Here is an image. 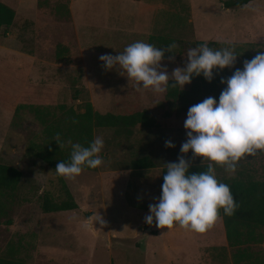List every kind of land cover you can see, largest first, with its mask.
I'll list each match as a JSON object with an SVG mask.
<instances>
[{
    "label": "rangeland",
    "instance_id": "1",
    "mask_svg": "<svg viewBox=\"0 0 264 264\" xmlns=\"http://www.w3.org/2000/svg\"><path fill=\"white\" fill-rule=\"evenodd\" d=\"M0 1L15 11L13 23L5 36L0 29V160L16 165L23 172L22 180L10 201L9 213L7 217L0 219V251L10 243L23 246L22 249L26 248L27 252L33 249L32 256L26 259L34 264H45V258L42 260V257H46L43 253L47 251H43L45 248L41 249L39 244L58 247V250L69 246L77 252L79 244L75 232L77 234L80 229L76 227L75 232L67 231L66 234L56 233L55 229L62 225L60 221H56V217H70L73 212L75 219H82L84 223L83 235L79 236L87 246L93 247V251L88 252L90 258L92 256L90 264H155L150 259L148 262L144 260L141 238L153 229L152 226L140 222L144 214L133 205L126 206L118 198L117 185H112L118 180L123 187L128 186V202H131L132 198L143 204L144 198L136 196L132 186L138 184V181H128L127 174L105 178L86 169L74 179L58 175L55 168L46 165L27 151L30 142L42 141L45 125L41 124L35 112L28 106L17 111L16 107L20 103L39 106L43 111H48L46 117L50 121H54L60 114L57 105L61 103L80 112L84 111L85 101H90L93 109L100 112L127 113L148 109L158 121V125L153 128L135 126L132 133L114 127L95 129L96 137H102L104 141V147L99 153L103 160L101 169L111 168L115 161L118 166L129 167L133 157L144 153L152 155L159 167L168 162L178 163V156L182 155L181 145L187 140L184 122L188 111L179 116L173 114L166 117L164 112L169 105L165 92L157 93L152 89L137 91L135 81L129 80L118 65L112 70H106L99 57L103 54L118 55L128 45L137 41L147 43L148 34L152 31L154 34L183 37L187 41L200 39L235 43L256 42L264 51V22L260 21L264 20V0L249 1L244 6L228 9L223 5L224 0H147L156 3V10L168 9L169 15L161 16L164 20L168 18L167 26L165 24L164 27L156 26L152 29V23L146 31L140 28L116 30L112 22L104 24L105 13L101 23L95 15L92 24L76 29L71 17L68 20H58L55 17L51 10L55 0ZM113 2H110L111 9L115 7ZM183 3L188 12L183 8ZM141 10L139 5L132 7V13L129 14L133 24L137 19L135 13L139 18L142 17L138 12ZM88 13L86 16L90 15ZM185 13H188V26L172 17L173 14L184 17ZM257 17L258 23L254 22ZM169 20L173 24L169 25ZM98 23L104 27H96ZM255 23L260 27H256ZM183 48L184 51L180 55L174 56V61L170 62L169 57L161 61L169 76L173 69L182 68L186 64V52L189 48L185 44ZM250 51L253 52V49L250 48ZM256 55L253 53L250 59ZM243 62L244 60L237 56L234 66H239L242 70ZM189 85L190 83L180 87L188 88ZM168 140L175 147H165ZM185 159L191 163L203 162L202 157L193 159L191 151L185 155ZM214 167L217 179L236 177L242 170L255 179H262L264 151L243 157L238 162L234 174L226 172L225 166L218 164ZM157 174V169H153L151 173L144 175H131L142 177L144 183L154 178L157 185L160 181ZM61 178L72 195L77 196L78 207L66 212H44L41 208L43 191L56 201L65 198ZM85 186H90L87 193L84 198L82 195L79 197L77 189ZM104 201L109 205L105 215H108L113 230L119 234L117 236L111 234L104 221V214H101L106 209ZM100 217L104 221L103 224L98 221ZM5 218L11 219L12 223L6 224ZM218 221L224 229L222 219ZM162 229L170 231L167 228ZM210 230L211 227L200 233L198 238L203 240L210 237ZM136 231L138 236L134 234ZM200 242L198 249L186 250L184 255L195 259V264H229L215 258V255L220 258L228 254L222 248L215 249L205 241ZM107 247L110 248L109 252ZM250 250L254 255L250 264H255V256L264 257V241L251 244ZM233 251L234 248H231L230 252ZM80 255L81 253H78L75 256ZM77 262L76 264H86L85 261Z\"/></svg>",
    "mask_w": 264,
    "mask_h": 264
},
{
    "label": "clouds",
    "instance_id": "2",
    "mask_svg": "<svg viewBox=\"0 0 264 264\" xmlns=\"http://www.w3.org/2000/svg\"><path fill=\"white\" fill-rule=\"evenodd\" d=\"M176 47V43L157 48L137 41L122 53L103 54L99 60L106 70L118 65L129 80L135 81L137 91L152 89L163 93L170 79L172 87H183L201 74L211 82L214 69L232 68L237 59L230 48L214 50L203 44L189 48L185 66L173 69L169 76L161 61L166 52L173 53ZM174 59V56L169 57L170 62ZM220 82L226 84V88L219 96V103L215 98L207 97L189 108L184 122L187 140L181 145L182 155L178 156V163L165 164L167 171L163 175L162 194L157 203L149 205V214L144 218L147 224L151 225L155 219L156 226L161 229L179 226L203 233L221 218V209L224 215L231 216L238 208L229 186L216 179L214 164L225 166L226 172L234 174L243 157L264 151V51H258L250 61L245 60L242 70L236 68L230 77H222ZM55 141L60 148L64 146L59 133ZM67 143L72 149L70 162L56 164L58 175L74 179L84 166L97 168L103 164L99 156L104 147L102 137H96L88 147L71 140ZM165 147L175 145L168 140ZM189 151L193 153V159L202 157V164L208 161L206 171L189 173L192 164L185 159ZM98 221L104 223L101 217Z\"/></svg>",
    "mask_w": 264,
    "mask_h": 264
},
{
    "label": "trees",
    "instance_id": "3",
    "mask_svg": "<svg viewBox=\"0 0 264 264\" xmlns=\"http://www.w3.org/2000/svg\"><path fill=\"white\" fill-rule=\"evenodd\" d=\"M249 1L251 0H224L223 5L225 8L239 7ZM182 6L188 12L187 6L185 4ZM51 10L58 20L62 18L68 20L70 18L67 2L55 0ZM14 16V9L0 1V29H2L3 36L6 35L7 29L12 25ZM172 17L177 19L179 23L182 22L186 26L189 25L188 13H185L184 17L175 14ZM169 23V25L173 24L170 20ZM172 43H176L178 47L173 49V53L166 52L164 58L180 55L184 51V48H186H183V44L187 48H195L203 44H207L209 48L214 50L230 48L244 61L251 60L250 58H252L253 53L257 54L258 51H262L256 42L235 43L199 39L187 41L183 37L162 34H152L148 38V44H152L157 48H166ZM250 48L253 49V52L250 51ZM238 67L234 66L232 68H224L223 70L214 69V78L211 82H208L202 74L198 77L194 76L188 88H181L180 85L172 87L171 83L173 81L170 79L165 91V98L169 106L164 115L166 117H171L173 114L179 116L187 112L192 105L202 102L207 97H213L219 103V96L222 90L226 88V84H221V78L230 77ZM25 106L32 109L41 124L45 125L42 141L30 142L27 146V151L52 168H56V164L60 161L65 163L70 162L72 149L71 145H67L68 140H71L72 143H79L84 147L90 146L93 142L94 128L114 127L128 130L135 126L151 128L158 125L157 118L148 109L134 110L127 113L100 112L93 109L90 101H85L83 104L84 111L80 112L71 106L61 103L57 105L60 114L55 117L54 121H50L46 117L49 114L48 111H43L41 107L33 104L26 105L20 103L17 105L16 111ZM58 133L61 141L64 143L62 148L55 141ZM191 164L189 173H195L206 171L208 162ZM130 166L133 169H139L151 168L155 164L146 155L133 159ZM83 169L95 170L96 168L84 166ZM166 171V167H162L160 173V196L162 194L163 175L166 174ZM22 177L23 172L19 167L0 160V219L7 217L10 201ZM217 180L229 186L234 201L238 203V208L231 216L224 215L223 209L220 210L228 245L232 249L234 248L231 254L233 264H250L254 257L250 250L251 244L262 243L264 241V178L255 179L242 170L236 177H224ZM61 181L65 198L56 201L50 198L46 191H43L41 208L44 212L69 210L77 207L63 178H61ZM5 222L6 224H11V219L5 218ZM18 245L10 243L0 251V264H31L15 252ZM254 263L264 264V257L255 256Z\"/></svg>",
    "mask_w": 264,
    "mask_h": 264
},
{
    "label": "crops",
    "instance_id": "4",
    "mask_svg": "<svg viewBox=\"0 0 264 264\" xmlns=\"http://www.w3.org/2000/svg\"><path fill=\"white\" fill-rule=\"evenodd\" d=\"M113 1H114L113 6L115 5V7L111 9L110 8L111 0H70V2H68L69 14H70V17L73 21L75 28L78 29L79 27H86V26L92 24L93 23L92 21L95 19V15H97V17H99V20L101 23L103 20V14L104 13H105V23L104 24H106V23L109 24L112 22V24L116 30H132V29L140 28V29L146 31L149 27V24H152V23H153L152 29H155L156 26L164 27L165 24H166V26L168 25V23H167L168 18L166 20H164V18L161 17L163 15L168 17V15H169V11H167L168 9L165 10V8H162V9L156 10L154 7V5L156 3H153V2L147 1V0H143V1L142 0H113ZM251 1H254V0H251ZM134 5H139L142 7V10L138 11L142 17L139 18V16L135 13L137 19H136V22L133 24L129 13H132V7ZM182 5H184V3ZM87 12H89L88 13V14H90L89 16H86ZM153 18H154V20H153ZM258 18L259 17L255 18L254 22L258 23ZM260 21L264 22V20H260ZM97 25H96V27H98V28L100 27V29H101V27H104L103 24L98 23ZM255 26L258 27L259 25H257L255 23ZM152 34H154L153 31L148 34V38ZM231 40H233V39H231ZM100 128H111V127H100ZM133 128L134 127L130 128L126 131L128 133H132V132H134ZM151 128H153V127H151ZM95 129H97V128H94V130H93V141L96 138V130ZM120 144L123 145L124 143H120ZM116 145H119V143H116ZM146 155L152 159V155L147 154V153H144L141 156H146ZM141 156H138V157H141ZM138 157H136V158H138ZM136 158L133 157L132 160L136 159ZM152 160H153L155 166L151 167V168L133 169L130 166L131 161L129 163V167L118 166L116 164L117 161H115V164H113L111 166V168L101 169V166H99L95 170H91L92 172L97 173L99 176H102L105 178L109 177L111 175H114V176L120 175V177H121V175L127 174L126 176H127L128 181L133 182V181H135V179H136V181H138L137 182L138 184H133L132 186L134 188V194H136V196H138L140 198H144L143 204H140L138 202V200L134 199L135 200L134 201L132 198H131V202H128L129 201V197L127 194L128 186L123 187L121 185V183H119L118 180H116L114 182V184L112 183V185H115V186L117 185V187H118L117 195L119 196L118 198H120L121 201L124 202V204L126 206L129 207L130 205H133V207H136L137 209H139V211H141L144 214V217L140 220V222H142V223L145 222V219H144L145 216L149 214V205L155 204L158 202V199L160 197V186H159L160 181L156 185V183H154L155 179L151 178V179H148L144 183L143 180L141 179L142 177H135L131 174L144 175L146 173H151L153 171V169H157V171H158L157 178H159V180H160L161 169L164 166L159 167L158 164L154 161V159H152ZM114 165H116L115 168H114ZM107 167H109V166H107ZM86 170H88V169H86ZM143 172H146V173H143ZM107 184L108 183H106V185ZM89 187L90 186L81 187V189L78 188L77 189L78 196L80 197V195H82V197L84 198V195L87 193V189ZM156 191H157V193H156ZM71 194H72V192H71ZM72 197H74L73 200L76 202L77 207H78L79 202L77 201V199H78L77 196H75V194H73ZM103 204H105V206H106L105 211L103 213H101L102 215L104 214V221L109 226L111 234H113V236H117L119 234H117L113 230V226L110 223L108 215H105L107 213V208L109 207V205H107L105 201L103 202ZM72 210L73 209L60 210V211L66 212V211H72ZM55 219H56V221L57 220L60 221L62 224V225H58L56 223L59 226L58 228H55L56 233L66 234L67 231L75 232L74 229L76 227L80 229V230H78L80 232H78L77 234L75 232V238L79 244V246L77 247L78 251L76 252V250H74V248H71L69 246H66L65 248L61 247V248H59V250H60L59 251L58 247H52V246H46L45 247V245L39 244L41 246V249L45 248L43 251H47L46 253H43V255L46 256V257H42V260H44V258H45L43 263H45V264H76V263H78L77 261H79L80 263L85 261L86 264H90L91 263L90 260H91L92 256L90 258V255L88 252H89V250L93 251V247L90 248L89 246H87V243L85 241H83L82 238L79 236L80 234H81V236L83 235L84 223H83L82 219L81 220L75 219V217L73 216V212H72L70 217L69 216L56 217ZM153 221L154 222L151 224L153 229H151L150 231H148L146 234H144L141 237V238H143L142 239L143 240L142 245H143V249H144V260L146 262H148V260L150 259V261H154L155 264H195V263H197V261L195 259H191L190 257H187L184 254H186V250L187 251H194L193 250L194 248L198 249L199 246H201L200 241H205L207 243V245L212 246L213 248L215 247L216 249L222 248L225 253H228V254H226L225 257L220 256V258L218 257V255H215L216 260H218L222 263L227 262L229 264H233L232 256H231L232 253L230 252L231 247L227 243L225 230L221 226L220 221L215 222L211 226V230H213V231L210 230L211 236L206 238V239H203V240L198 238L200 235V233H198V232H193V231H190L187 229H183V228H180L179 226H174V227L170 228V231H164L163 229L158 228L156 226L155 219H153ZM11 223H12V220H11ZM65 226H67V227H65ZM149 227H148V229H149ZM134 234H136L135 236H138L139 233H138V231H136V232H134ZM39 243H41V241H39ZM24 247H25V245H24ZM22 248H23V246L18 245L15 252L21 258L26 259V257H27L29 259L32 256L31 254H32L33 249L30 252H27V250H25L26 248L25 249H22ZM31 248H33V247H31ZM107 249L109 252L110 248L107 247ZM36 252L38 253V250ZM78 253H81L80 257L75 256ZM210 258L212 260H214V258H212V257H210ZM27 261L30 262L31 264H34L33 261H29V260H27Z\"/></svg>",
    "mask_w": 264,
    "mask_h": 264
}]
</instances>
